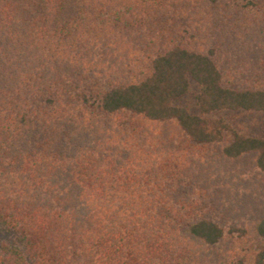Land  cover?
<instances>
[{"label":"trees","instance_id":"1","mask_svg":"<svg viewBox=\"0 0 264 264\" xmlns=\"http://www.w3.org/2000/svg\"><path fill=\"white\" fill-rule=\"evenodd\" d=\"M206 1L0 0V264H264V247L246 262L220 247L204 164L172 131L110 123L171 122L264 172V137L226 142L215 116L264 112V87L227 85L214 49L177 37L174 18ZM239 1L264 21V0ZM253 229L264 237V215Z\"/></svg>","mask_w":264,"mask_h":264},{"label":"rangeland","instance_id":"2","mask_svg":"<svg viewBox=\"0 0 264 264\" xmlns=\"http://www.w3.org/2000/svg\"><path fill=\"white\" fill-rule=\"evenodd\" d=\"M239 2L208 0L200 2L201 5L198 2L188 6L186 16L174 18L179 27L183 25L182 31H186L177 37L191 47L214 49L213 57L227 85L264 87V21L260 20L263 17L254 19V8L239 6ZM195 88L192 84L191 90ZM180 103L193 107V98L188 96ZM215 116L229 124L226 142L232 136L231 131L264 137V112L224 110ZM110 123L114 131H128L127 134L130 131H172L169 136L174 139L168 142L188 153L185 159L191 156L192 150L204 164L202 179L207 178L209 188L208 192H202L209 201L206 212L225 232L220 247L232 248L234 256L244 262L250 261L264 247V237L257 236L253 229L255 221L264 215V172L255 167L253 154L220 159L218 148L221 144L190 146L183 136L177 135L175 131L179 130L171 122L150 123L125 111L114 114ZM162 141L167 143L166 139ZM231 238L235 239L234 245Z\"/></svg>","mask_w":264,"mask_h":264}]
</instances>
